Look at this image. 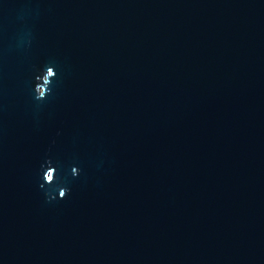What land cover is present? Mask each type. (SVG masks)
Masks as SVG:
<instances>
[{
	"label": "water",
	"instance_id": "1",
	"mask_svg": "<svg viewBox=\"0 0 264 264\" xmlns=\"http://www.w3.org/2000/svg\"><path fill=\"white\" fill-rule=\"evenodd\" d=\"M0 264H264V0H0Z\"/></svg>",
	"mask_w": 264,
	"mask_h": 264
},
{
	"label": "clouds",
	"instance_id": "2",
	"mask_svg": "<svg viewBox=\"0 0 264 264\" xmlns=\"http://www.w3.org/2000/svg\"><path fill=\"white\" fill-rule=\"evenodd\" d=\"M34 40L33 33L28 31L24 34L22 40L23 43L31 45ZM19 47L24 50V46ZM25 51V50H24ZM44 65H33V71ZM30 93L33 97L34 104L37 109L43 108L45 102L48 100L49 96L53 95L52 85L50 90L46 93L39 94L34 89H30ZM60 164L55 161L50 155L46 156L40 164L38 171L39 187L44 194L45 201L47 203H55L60 200H65L71 193V185L68 182V178L71 180H79L84 174V169L80 167L78 163H73L70 167V172L65 168L64 174L60 172Z\"/></svg>",
	"mask_w": 264,
	"mask_h": 264
}]
</instances>
